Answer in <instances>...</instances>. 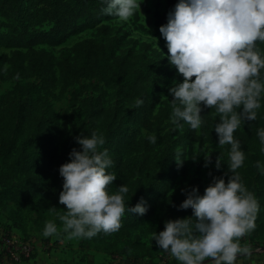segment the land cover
<instances>
[{
  "label": "clouds",
  "instance_id": "obj_1",
  "mask_svg": "<svg viewBox=\"0 0 264 264\" xmlns=\"http://www.w3.org/2000/svg\"><path fill=\"white\" fill-rule=\"evenodd\" d=\"M102 2L106 15L127 21L137 10L140 13L142 0ZM166 21L159 32L166 41L167 60L182 77L168 88L171 122L179 125L184 121L199 129L203 110L215 107L220 114L214 126L218 145L229 144L231 148L226 171L212 176L203 194L196 186L182 189L185 199L177 208H190L192 215L164 221L163 230L153 234V241L181 264H237L239 256L250 254L248 246H241L240 238L255 229L259 202L236 171L245 154L233 133L245 122L255 120L261 107L264 56L255 42L264 41V0H177ZM141 104L143 100L137 99L136 106ZM257 135L264 145V129ZM147 139L151 144L157 142L155 134ZM75 141L79 150L72 148L68 161L58 168L63 178L58 202L66 210L59 217L63 232L69 238H91L101 231H118L126 211L144 215L148 206L143 197L132 206L125 202L126 184L109 194L108 186L117 175L107 171L113 164L108 150H99L104 137L94 131L90 136H76ZM174 160L178 166L184 161L179 157ZM210 163L213 161L208 155L203 166ZM222 165L218 155L213 167L220 170ZM257 168L264 172L259 161ZM57 233V225L48 221L42 234L48 237Z\"/></svg>",
  "mask_w": 264,
  "mask_h": 264
},
{
  "label": "rangeland",
  "instance_id": "obj_2",
  "mask_svg": "<svg viewBox=\"0 0 264 264\" xmlns=\"http://www.w3.org/2000/svg\"><path fill=\"white\" fill-rule=\"evenodd\" d=\"M14 3L15 7L10 4L2 7V1H0V24L7 22L18 25L24 11L30 7L27 0H15ZM164 7L165 0H142L139 8L143 16L137 10L131 18L124 21L116 16L102 13L95 20L73 33L63 44L50 46L40 42L35 47L50 51L56 58H59L60 53L68 50L74 43L86 38H104V31L108 30L109 36L118 38L117 54H127L128 51H131L135 55H142L145 59L153 60L156 63L161 78L156 77L152 82L158 88L157 99L161 104L172 98L168 93V88L182 80L176 68L170 65L167 60L166 41L159 32V26L155 24V17L163 12ZM5 32L6 28L0 25V56L11 57L15 50L24 51V49L13 45L9 41L12 36ZM262 42L264 56V41ZM7 68L6 63H0V73L5 76L0 78V114L8 112L18 114L31 126L51 121L52 144L59 157V163L53 170V174L59 175L58 168L64 163L67 156L63 153L64 144L68 141L73 129L76 128L78 133L73 138L70 151L74 147L79 150V145L75 141L76 136H90L92 132H96L98 122L111 121L113 118H115L114 127L104 129L99 133L96 132L105 139V143L99 146V150L107 149L109 157H114L120 162H124L134 155H140L145 161H150L159 153L162 154V163L167 164L170 173L161 183L162 194L159 199L162 202L165 198L173 197L176 193L177 196L174 197L175 211L171 215L164 209H155L153 216L146 222V226L164 224V221L168 219L183 218L186 217V214L191 216L190 208L186 210L177 208L185 199L182 189H189L192 185L207 184L209 173L215 169L213 164L218 155H221L222 162L229 160L224 149L226 144L218 145L214 128L212 130L213 141L187 145L182 142V133L178 132L171 120L164 121L155 132H148L138 127L136 100L125 101L117 89L110 90L97 79L80 78L73 86L64 90L60 99H48L49 109L43 107L33 109L26 92L21 91L20 88L30 83L39 87V80L37 78L22 80L17 79L14 75L7 76ZM58 92L59 88L55 93L58 94ZM260 103L261 107L256 110L257 118L264 119V92L261 93ZM76 110L87 112L88 117L83 120L81 115L77 114L76 120L72 122L73 113ZM115 112L119 113L116 117L114 116ZM214 116L217 123L220 114L216 113ZM121 121L124 123L121 124ZM253 123L254 120L245 122L236 131H246ZM118 128L124 129L125 132L121 143H115L112 140L114 135H118L116 131ZM17 130L18 123L15 120L12 135L0 141V156L7 152L21 155L20 141L15 137ZM149 134L157 136L156 147L153 151L132 153L126 149L125 143L132 135L139 138L147 137ZM208 155L213 163L204 167L205 158ZM261 155L251 153L254 163L243 167L242 182L248 191L257 198L259 211L256 214L255 229L240 238L241 246L253 244L250 250L258 252L264 249V184H258L256 181L257 161L264 165V151ZM177 157L184 159L182 166H178L174 160ZM29 166V164L22 165L13 181L15 189H9L11 191L7 193H0V226L11 229L15 234L27 240L32 247L31 259L20 264H126L124 260L127 258L131 260L133 257V254H130L132 250L126 245V242L134 240H139L140 243L153 249L142 257L136 256L137 264H181L169 252L158 248L152 235L142 234L139 230L129 232L122 239L117 238L114 232L105 233V238L101 239L99 243L88 238H69L63 232V222L59 218L65 214L64 205L54 201L49 206L43 207L40 203L33 204L31 200L27 199L25 193L31 194L37 187L36 175L27 172ZM160 175L161 169L155 170L147 184L158 185ZM136 179L131 187L126 185L128 193L125 194V202L132 201L134 205L138 202L135 196L137 191L141 187H145L141 186ZM121 184L123 182L120 178L114 180L107 189L109 194H115ZM1 189L2 187H0ZM48 221L57 225L58 233L45 237L42 233ZM0 264L8 263L0 259Z\"/></svg>",
  "mask_w": 264,
  "mask_h": 264
},
{
  "label": "trees",
  "instance_id": "obj_3",
  "mask_svg": "<svg viewBox=\"0 0 264 264\" xmlns=\"http://www.w3.org/2000/svg\"><path fill=\"white\" fill-rule=\"evenodd\" d=\"M0 1H2V7L7 4L15 7V0ZM27 1L30 3V7L24 11L18 25L7 22L0 24L6 28L7 34L12 36L9 41L16 47L24 49V51L15 50L11 57L0 56V63L8 65L7 76L14 75L17 77V74H19V79L22 80L29 78L39 80V87L30 83L20 88L21 91L26 92L33 109L40 107L49 109L48 99L58 100L64 90L73 86L78 79L92 78L100 80L110 90L117 89L125 101L143 100V104L137 108L138 127L148 132H155L164 121L171 120V99L160 104L157 99L158 88L152 82L156 77L161 78L156 63L153 60L145 59L142 55H135L131 51H128L127 54H117L118 38L109 36L108 30L104 31V38H86L74 43L68 50L62 51L59 58H56L50 51L35 47L40 42L50 46L63 44L73 33L104 13L102 9L105 5L102 0ZM176 3L177 0H165L163 12L155 17L157 26L167 22L166 14ZM255 45L263 56V42L257 40ZM4 77L0 73V78ZM260 79L264 81V69H261ZM57 88H59L58 94L55 93ZM216 113L218 112L215 107L205 108L201 113L203 124L199 129H192L184 121H180L179 125L174 124L178 132L182 133V142L192 145L196 142L213 141L212 130L216 124L214 116ZM77 114H80L83 120L88 117L87 112L76 110L73 113L72 122L76 120ZM117 115L119 113L115 112L114 116ZM15 120L18 123L15 137L20 141L21 155L7 152L0 156V187H2L0 193H7L11 191L9 189H15L14 179L22 165L29 164L27 172L36 175L37 187L31 194L25 193V195L33 204L40 203L43 207H47L52 202L58 201L63 183V178L60 175L53 174V170L59 163V157L52 144V123L46 121L42 125L31 126L18 114L11 112L0 114V141L12 135ZM123 123L121 121V124ZM114 124L115 118L111 121L98 122L96 132L110 129L114 127ZM259 129H264V119L262 118H256L246 131L235 130L233 133L234 138L239 140L245 154L242 166L236 170L241 180L244 172L243 167L254 163L251 153L262 156L261 154L264 151V145L261 144L257 135ZM116 131L118 135H114L112 140L115 143H121L125 133L124 129L118 128ZM77 133L76 128L73 129L68 141L64 144L63 153L67 155L64 163L69 159L68 153ZM125 147L132 153L141 151L146 153L153 151L156 144L149 143L147 137L136 138L132 135L127 139ZM230 148L229 144H226L224 148L228 157ZM161 158V153L150 161H145L140 155H134L124 162L111 157L113 164L107 171L115 173L117 178H120L128 187H131L137 178L136 180L140 185L145 187H141L135 196L137 200L143 197L148 206V210L144 215L125 212L121 218L122 227L114 232L117 238L122 239L129 232L135 230L152 236L155 232L162 231L164 224L146 226V222L153 216L155 209L161 208L173 215L175 211L174 197L177 194L165 198L162 202L159 199L160 194H162L161 183L170 173V168L166 163H162ZM222 163L224 165L220 170L214 169L212 171L207 184L196 186L200 194H203L212 176H221L226 171V165L230 163V160ZM157 169H161L158 185L147 184ZM224 178L227 182V175ZM256 181L258 184H264V172L258 170V168ZM132 205L134 204L131 201L129 206ZM186 216H190V214H186ZM104 238L105 233L101 231L88 239L99 243ZM126 243L132 250L130 254H133L131 260L130 258L124 260L126 264L130 262L137 264L136 256L142 257L145 253L153 251L152 248L140 243L139 240Z\"/></svg>",
  "mask_w": 264,
  "mask_h": 264
},
{
  "label": "built area",
  "instance_id": "obj_4",
  "mask_svg": "<svg viewBox=\"0 0 264 264\" xmlns=\"http://www.w3.org/2000/svg\"><path fill=\"white\" fill-rule=\"evenodd\" d=\"M31 244L12 230L0 226V259L8 264H20L31 259Z\"/></svg>",
  "mask_w": 264,
  "mask_h": 264
},
{
  "label": "crops",
  "instance_id": "obj_5",
  "mask_svg": "<svg viewBox=\"0 0 264 264\" xmlns=\"http://www.w3.org/2000/svg\"><path fill=\"white\" fill-rule=\"evenodd\" d=\"M135 241L136 240L133 242ZM252 245L253 244L248 245L249 249H252ZM237 264H264V251L258 252L255 250H250V254H245L238 257Z\"/></svg>",
  "mask_w": 264,
  "mask_h": 264
}]
</instances>
